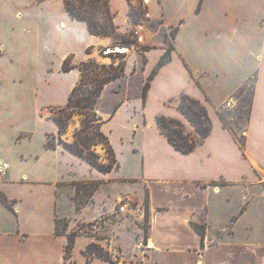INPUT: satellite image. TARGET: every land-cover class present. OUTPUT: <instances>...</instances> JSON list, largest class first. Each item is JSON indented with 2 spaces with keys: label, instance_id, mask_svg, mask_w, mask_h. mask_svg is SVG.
<instances>
[{
  "label": "crops",
  "instance_id": "1",
  "mask_svg": "<svg viewBox=\"0 0 264 264\" xmlns=\"http://www.w3.org/2000/svg\"><path fill=\"white\" fill-rule=\"evenodd\" d=\"M141 2L108 0L117 34L130 35V13ZM150 10L144 48L122 52L123 75L98 99L119 163L103 173L48 141L58 136L53 111L67 105L80 66L111 63L102 52H115V38L91 34L65 0H0V158L11 164L0 192L13 208L0 200V264H65L68 238L57 235L55 220L90 221V206L79 214L73 201L76 184L87 181L112 193L133 190L143 201L148 194L141 264H264V0H151ZM183 95L199 100L212 121L190 153L157 123L163 115L196 133L179 109ZM192 222L206 226L204 247ZM93 241L77 237L73 264H111L84 254Z\"/></svg>",
  "mask_w": 264,
  "mask_h": 264
},
{
  "label": "trees",
  "instance_id": "2",
  "mask_svg": "<svg viewBox=\"0 0 264 264\" xmlns=\"http://www.w3.org/2000/svg\"><path fill=\"white\" fill-rule=\"evenodd\" d=\"M104 2V3H102ZM105 4L108 5V0H65V6L69 14L73 19H78L85 21L88 25L89 31L91 34L99 35V36H113L115 40H117L115 46H126L128 47L129 44L136 45V41L132 38L131 35H129L128 39L125 36H121L117 34L116 32V26L114 25L113 18L111 16L110 11H108L107 15L105 17H97L98 14H100V9L102 5ZM201 5V3H200ZM200 5L197 9V12L200 10ZM140 11V8H133L131 10L130 15L133 14L137 15ZM173 38L175 37V32L172 33ZM120 57L123 59L122 64H119V68H112L111 73L109 76H106L103 80L98 82L93 89L88 90V92H84L85 90H82V85L84 81V70L87 68L94 66L95 68H101L106 69L105 64H99L96 61H89L84 62L80 66V70L82 72V78L79 84L73 89L69 101L67 105L64 107H60L53 111V120L56 122L58 126V136H51L48 141V146L55 148L58 145H62L65 149L69 150L76 156L80 157L84 161H86L89 165L92 167L98 169L100 172L108 173L112 172L116 168H118L119 163L115 154V151L110 144L109 137L102 132L100 135H103L106 137L108 143H109V150L112 153L113 160L109 164H105L100 162L96 158H92L90 155H85L83 153V148L86 147L89 148L90 146V138L89 136H85L83 138H80V141H76L73 144H69L66 142L61 136L64 133L65 129V122L63 121L62 117L57 116L56 111H64L67 109H72L75 107H89L92 106L94 111L96 112L97 118L100 120V122L104 123L103 118L97 113V103L98 99L104 89L105 84L108 82L119 78L123 75L124 69H125V54H120ZM170 60V49L167 50L165 55L161 58L153 72L148 78L147 83L144 86L143 89V98L144 101L147 99L148 90L150 87V81L154 78L160 67L165 65ZM71 67L68 66L67 63L64 64L63 69L65 71H68ZM108 71V69H106ZM179 109L182 111V113L185 115V117L188 119L190 124L195 129V134L192 135L191 133H187L185 130L184 125L176 119L168 118L163 115L157 117V123L162 131L163 134L166 135L169 142L179 151L183 153H190L195 150V148L200 145L203 140L210 134L212 130V121L209 117L208 111L206 107L199 101L193 98H190L187 95H183L180 100ZM87 128L89 126H86L83 129V133L87 131ZM81 133V132H80ZM101 185V181H87V182H81L76 184V193L73 196V201L75 203L76 212L80 213L84 206L87 205L89 202V198H92L97 190L99 189ZM82 193L87 195V199L83 200L80 197L82 196ZM0 200L3 201L10 209L12 208V203L3 195V193L0 192ZM145 202H146V216H149V207H148V194L145 196ZM56 233L57 235H66L67 236V243L65 244L64 249V259L65 264H73L71 261L72 258V252L76 244L77 237L80 235H83L81 233V228L79 227L76 230L68 231L69 230V223L67 219L60 218L59 216L56 217ZM192 227L196 232H198L203 239L202 246L204 247V237L206 233V226L200 225L197 223L192 222ZM90 225V224H88ZM93 224H91L92 226ZM84 226V225H83ZM86 234V233H85ZM89 236V234H87ZM91 236V235H90ZM92 237V236H91ZM84 254L88 258L98 257L102 258L104 260L109 261L111 264H116L105 252L104 248L101 247L96 242H91L87 245ZM141 264V263H140Z\"/></svg>",
  "mask_w": 264,
  "mask_h": 264
},
{
  "label": "rangeland",
  "instance_id": "3",
  "mask_svg": "<svg viewBox=\"0 0 264 264\" xmlns=\"http://www.w3.org/2000/svg\"><path fill=\"white\" fill-rule=\"evenodd\" d=\"M108 11L109 6L103 4L100 9V14L97 17H105ZM121 36H125L127 39L129 38L127 34ZM113 42L115 45L117 40L114 39ZM115 47L127 49V54L132 51H140V49L144 48L143 46L132 44H129L128 47ZM107 51L105 50L102 54L108 56L107 60L111 62L105 64L108 71L99 67L95 68L94 66L84 70L85 74L82 85V90H85L84 92L87 93L88 90L93 89L98 82L106 76H109L112 68H119V64H122L123 59L120 57V54L123 53L121 51H115L111 54H107ZM98 63L104 64L101 62ZM56 114L62 117L65 122L64 133L61 137L68 138L69 141L66 142L73 144L76 141H80V138L89 136L92 138L90 140V146L89 148L81 146L83 153L105 164H109L113 160L106 137L100 135L103 132L102 123L97 118L92 106L84 108L75 107L64 111L60 110L56 111ZM86 126H89V128L83 133L82 131ZM111 187L108 186L106 189V186L100 185L97 190L101 191L99 199L95 201L94 195L92 198H89V202L83 207L84 209L90 206V209L85 214V218L90 220L89 222H82L81 219L78 222L73 221V218L65 219H67L69 227L70 225L72 227L75 226L72 230L80 227L83 235H91L94 240L93 242L103 247L104 252L116 264H140L150 227V216H146V202L145 200H139L133 190L123 191L118 189L119 192L112 193L109 190ZM117 197H129V199L125 198V202L130 204L126 211H119L116 200L115 208L111 210V202ZM80 198L85 200L87 199V195L82 193ZM83 209L79 214L83 213ZM67 210V207H65V211ZM75 220H78V217H75ZM91 224L93 225L91 226ZM76 257L80 259L79 253L76 254Z\"/></svg>",
  "mask_w": 264,
  "mask_h": 264
},
{
  "label": "built area",
  "instance_id": "4",
  "mask_svg": "<svg viewBox=\"0 0 264 264\" xmlns=\"http://www.w3.org/2000/svg\"><path fill=\"white\" fill-rule=\"evenodd\" d=\"M150 3L151 0H142L140 4V11L133 19L131 25L130 35L136 41V45L142 46L146 43V34L148 30V21L152 18L151 10H150ZM234 106L233 98H229L228 101L225 103V108H232ZM10 162L0 158V177H4L8 170L10 169ZM264 190V188H263ZM125 198L129 197H120L117 200V206L119 211H126L129 208V203L125 202ZM247 198V195L244 197Z\"/></svg>",
  "mask_w": 264,
  "mask_h": 264
},
{
  "label": "bare ground",
  "instance_id": "5",
  "mask_svg": "<svg viewBox=\"0 0 264 264\" xmlns=\"http://www.w3.org/2000/svg\"><path fill=\"white\" fill-rule=\"evenodd\" d=\"M111 51H121V52H126L127 49L122 48V47H114V48H112V49L110 50V52H111Z\"/></svg>",
  "mask_w": 264,
  "mask_h": 264
}]
</instances>
